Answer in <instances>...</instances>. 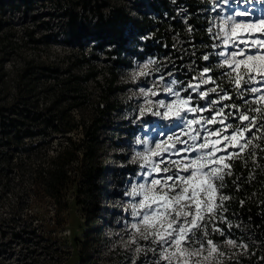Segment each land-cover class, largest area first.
Masks as SVG:
<instances>
[{"label": "rangeland", "instance_id": "374dc122", "mask_svg": "<svg viewBox=\"0 0 264 264\" xmlns=\"http://www.w3.org/2000/svg\"><path fill=\"white\" fill-rule=\"evenodd\" d=\"M209 1L213 38L219 31L222 17L233 14L237 9L264 8L261 4H240L235 0H229L227 5L222 0ZM50 10L49 3L46 6L37 4L25 11L9 5L0 9V105L45 103L57 88L54 77L58 75L62 78L69 73L82 74L90 65H93V71H99L98 78L102 79L103 74L110 75L107 66L110 61H106L104 52L95 50L98 57L86 63L83 60L92 51L90 45L82 50L66 44L62 36L53 39L62 21H58L56 16L48 15ZM214 41V44L219 43L215 39ZM232 50L234 49H224L223 46L213 48L216 59L213 64L216 67H210V74L221 88L232 95V99L217 104L211 112L186 113V119H198L201 116L210 119L215 110L224 104L234 103L244 110L260 107L255 103L245 105L223 76V73L230 70L219 66L223 57L217 53ZM205 55H209L207 62L211 66L213 55L210 51ZM146 64L147 68L144 67ZM205 67L209 66L195 69L193 62H187L186 70H180L166 58L147 56L133 57L130 66L118 68V84L121 87L110 97L119 102L120 106L99 125L95 143L96 156L92 160L99 189L94 195L88 196L86 193L76 192L77 183H72L68 190L67 207L56 205L52 198L43 193L30 195L27 180L28 154L33 152L34 156L36 150L23 148L22 145L19 149L13 147L12 170L0 163V264H167L160 259L157 245L142 239L131 227L138 219L133 216L134 206L142 198L133 195V190L140 184L147 186L155 177V174L151 177L145 175L150 168L138 154L147 155L148 150L155 149L159 141L165 140L169 135L180 134V128L174 127L178 121L164 120L150 112L142 116L141 109L151 107L153 112H163L165 109H159L158 103H170L176 99L164 90L167 87L179 92L182 98L191 95L192 106L209 107V101L218 100L222 93H210L206 99H200L198 92H193L188 87L189 84L198 83L194 78ZM51 68L58 72H53ZM141 71L146 75H139ZM172 81L176 83L172 84ZM214 86L204 84L199 91ZM84 87L98 98L96 94L99 87L95 79H90ZM149 89L157 95L146 97L144 93ZM245 99L251 102L254 97L246 93ZM72 100L74 99L67 98L56 102L65 106ZM148 101H151L150 105ZM229 111L234 110L225 109V113ZM73 114L88 124L93 109L86 102L75 107ZM226 123L235 127L239 121L230 118ZM222 127L220 124L207 125L210 130ZM194 128L200 131L201 138L206 135L200 125H194ZM83 131V127H80L73 137H82ZM181 139L188 137L181 135ZM200 142L202 139L197 141ZM182 147L184 145H177V148ZM3 148L0 146V149L5 150ZM80 157L83 158L81 166L87 167L90 162L83 156L82 150ZM171 159L179 160L181 156L173 155ZM75 164L76 162L73 163L72 174L76 172ZM134 234L136 243L131 242ZM212 235L213 233L211 239ZM226 239H213L225 253L218 260L221 264H242L239 255L246 249L233 247L225 243ZM137 248L143 251L137 252ZM152 248H157V251H150ZM210 264H217V261L213 260Z\"/></svg>", "mask_w": 264, "mask_h": 264}, {"label": "trees", "instance_id": "16d2710c", "mask_svg": "<svg viewBox=\"0 0 264 264\" xmlns=\"http://www.w3.org/2000/svg\"><path fill=\"white\" fill-rule=\"evenodd\" d=\"M48 3V15L62 21L53 39L62 36L66 44L82 50L90 45L92 51L83 60L86 63L98 57L95 50L104 52L106 61H110V75L103 74L100 79L99 71H93L90 65L82 74L54 77L57 88L45 103L0 105V146L5 148L0 149V163L12 170L13 147L35 149L34 156L33 152L28 154L27 163L30 195L43 193L56 205L67 207L72 183H77L79 194L90 196L99 189L92 160L99 125L120 106L110 97L121 87L118 68L130 66L133 57L156 56L166 58L180 70H186L187 62H193L195 69H214L215 41L209 31V0H0V9L9 5L25 11ZM209 51L213 55L211 66L203 59ZM90 79H95L99 87L98 98L84 87ZM67 98L74 100L65 106L56 102ZM86 102L93 109L88 124L73 114L75 107ZM80 127L84 129L83 136L74 138ZM29 140L31 143H27ZM256 142L264 148V141ZM81 150L90 162L85 168L81 166ZM256 151L255 163L247 155L244 160L231 161L233 175L225 177L222 189L230 197L223 212L227 223L215 221L225 235H212L214 240L233 238L246 244L247 249L239 255L242 264H264V151ZM75 162L76 172L72 174ZM228 224L232 225L230 231Z\"/></svg>", "mask_w": 264, "mask_h": 264}, {"label": "snow or ice", "instance_id": "6c2138e0", "mask_svg": "<svg viewBox=\"0 0 264 264\" xmlns=\"http://www.w3.org/2000/svg\"><path fill=\"white\" fill-rule=\"evenodd\" d=\"M235 2L264 5V0ZM222 3L227 5L229 0H222ZM238 17L246 19H237ZM214 39L219 43L214 44L213 48L223 46L224 49H234L217 53L223 57L219 66L230 70L223 73V76L245 105L255 103L260 107L244 110L234 103L224 104L215 110L210 119L203 116L186 119V113L211 112L217 104L232 99V95L221 88L210 74L212 69L205 67L194 78L198 83L189 84L188 87L193 92H198L200 99H206L210 93H222L218 100L209 101V107L192 106L191 95L182 98L179 92L167 87L164 90L176 99L170 103L160 101L157 107L165 109L163 112H153L151 107L141 109L142 116L150 112L164 120L178 121L174 127L180 128V134L169 135L165 140L159 141L155 149L148 150L147 155L138 154L150 168L145 175L151 177L155 174V177L147 186L140 184L133 190V195L142 198L134 206L133 216L138 219L131 227L142 239L157 245L160 259L167 264H210L213 260L221 264L218 258L225 256V253L210 236L212 233L225 235L215 221L219 219L222 223H227L223 212L226 211L224 204L230 197L222 189L225 177L233 175L231 161L244 160L247 155L255 163L256 150L264 151L261 144L256 142L264 141V122H261L264 121V8L237 9L233 14L222 17ZM203 59L208 61L209 55H204ZM144 67L147 68L148 65ZM139 75L146 73L141 71ZM175 83L172 81V84ZM204 84L215 86L199 91ZM246 93L253 95V101L245 99ZM144 95L147 97L157 93L149 89ZM225 109L234 111L225 113ZM230 118L239 123L235 127L226 123ZM215 124L223 127L216 130L207 128V125ZM194 125H200L205 131L203 138ZM181 135L188 139H181ZM201 139L202 142L197 143ZM177 145L184 147L177 148ZM192 153L196 155H191ZM173 155L181 156V159L173 160ZM231 227L228 224L229 231ZM197 233L201 235L198 236ZM131 242L136 243L135 234ZM225 243L247 249L246 244H237L230 238ZM149 250L156 252L157 248ZM141 251L143 249L137 248V252Z\"/></svg>", "mask_w": 264, "mask_h": 264}]
</instances>
